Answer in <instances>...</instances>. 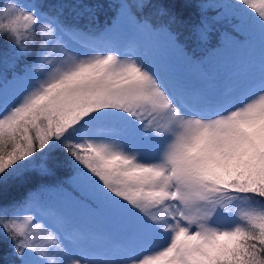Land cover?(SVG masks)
<instances>
[{"label":"snow or ice","instance_id":"6c2138e0","mask_svg":"<svg viewBox=\"0 0 264 264\" xmlns=\"http://www.w3.org/2000/svg\"><path fill=\"white\" fill-rule=\"evenodd\" d=\"M193 6L0 2V193L77 188L0 199L8 264H264V0Z\"/></svg>","mask_w":264,"mask_h":264},{"label":"trees","instance_id":"16d2710c","mask_svg":"<svg viewBox=\"0 0 264 264\" xmlns=\"http://www.w3.org/2000/svg\"><path fill=\"white\" fill-rule=\"evenodd\" d=\"M3 2V0H0ZM89 4H99L103 7L99 8L97 15L99 16L100 26L102 27L105 22L110 21L114 15V9L109 8L110 4L118 3L119 0H87ZM154 5H163L168 10L167 16H160L157 14V8L152 7L146 10L145 16L154 25L167 24L170 16L177 17V23L171 24V29L178 33L182 43L186 44L189 49L196 47V41L192 36L193 27L198 22V13L193 6L197 0H151ZM223 31L227 27L226 24L217 25ZM218 35V34H217ZM189 37H192L189 39ZM9 50V45L0 39V53ZM222 67L221 72L226 70ZM75 175L74 168L72 167L70 157H62L59 164L54 169V173L43 179L33 178L29 182L24 183L22 186H14L6 193H0V199L18 200L21 199L29 190L37 188L40 184H47L49 186H62L71 194L77 192L76 186L73 184V177ZM102 225V224H101ZM100 227V225H99ZM12 259L10 242L0 238V264H8Z\"/></svg>","mask_w":264,"mask_h":264},{"label":"rangeland","instance_id":"374dc122","mask_svg":"<svg viewBox=\"0 0 264 264\" xmlns=\"http://www.w3.org/2000/svg\"><path fill=\"white\" fill-rule=\"evenodd\" d=\"M227 70V69H226ZM226 70H224V71H226ZM223 72V71H222ZM100 228L101 229H103L104 228V225L102 224V225H100Z\"/></svg>","mask_w":264,"mask_h":264}]
</instances>
